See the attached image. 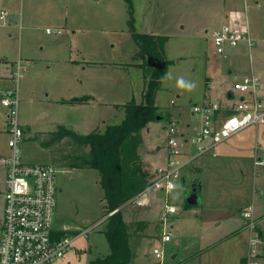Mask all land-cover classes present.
Instances as JSON below:
<instances>
[{"label":"rangeland","instance_id":"obj_1","mask_svg":"<svg viewBox=\"0 0 264 264\" xmlns=\"http://www.w3.org/2000/svg\"><path fill=\"white\" fill-rule=\"evenodd\" d=\"M131 4L135 30L163 35L164 55L170 62L168 75L155 95L161 118L146 125L148 131L146 127L140 130V142L124 159L123 194L129 192L126 182L128 186L132 183L126 178L145 179L143 185L137 181L135 188L139 189L120 206L133 254L126 264H184L183 258L198 252L199 259L187 264H241V255H252L255 264H264V122L248 126L245 143L230 154L220 155V145L214 156L194 157L179 170L169 192L148 186L154 172L149 174L143 166L149 152L146 147L167 145L172 121L179 132L188 124L191 127L198 119L191 114V106L222 105L235 79L252 71L259 79L258 93L264 101V0H131ZM0 11L5 12L0 19V58L19 62L16 73L20 77L11 76V80L18 89L17 119L20 124L28 122L19 145L24 162L54 165L50 150L34 140L35 131L53 130L62 124L54 121L65 117L80 118L79 133L103 131L108 124L122 120V104L141 100L145 73L136 63H141L143 56L128 30L125 0H0ZM225 12L246 23L250 50L242 52L244 43H240L227 49L225 56L212 52L209 31L219 26V15ZM212 67L230 73L215 78ZM4 81L2 84H9L6 78ZM91 91L108 105L90 104L74 111L60 110L57 107L64 106L53 102L55 97L83 96L81 93ZM237 98L235 94L234 102ZM4 113L6 108L0 104V155L8 153ZM191 145L189 156L195 152L194 143ZM163 151L168 153L167 147ZM55 166L59 171L53 224L75 228L77 234L54 264H87L109 251L103 232L106 221H100L107 214L98 172L88 167ZM4 175L0 163V188ZM194 184L199 188L197 203L185 205L186 193ZM137 194L144 201L141 205L131 200ZM165 204L174 206L175 212L164 214ZM247 207L253 216V232L242 216ZM2 214L0 195V219ZM84 229H88L86 234H79ZM164 231L169 239L163 242ZM255 232L258 239L251 242L249 237ZM211 245L210 252L204 253ZM153 248L162 252L160 258Z\"/></svg>","mask_w":264,"mask_h":264},{"label":"built area","instance_id":"obj_2","mask_svg":"<svg viewBox=\"0 0 264 264\" xmlns=\"http://www.w3.org/2000/svg\"><path fill=\"white\" fill-rule=\"evenodd\" d=\"M4 16L5 12L0 11V19ZM209 36L213 52L218 56H224L227 49L237 47L240 43H244L242 46L246 50H250L252 46L246 23L238 20L212 28ZM18 68L17 64L16 71ZM16 71L13 73L14 79L20 76ZM232 88L242 96L237 102L229 105L210 102L191 106V111L198 116L199 122L192 137L179 132L175 123L171 122L167 128L166 163L155 170L148 186L169 192L175 187L179 170L194 157L214 156L216 147L221 142L250 125L264 122V101L259 97L258 77L250 72L234 82ZM0 103L6 108L4 132L8 134L6 142L8 153L0 155V163L5 174L3 187L0 188L3 205L0 219V264H54L62 258L74 235L77 234L71 237L67 234L62 236L55 234L53 220L57 194L56 174L59 169L53 164L26 163L21 159L19 145L25 130L17 119L16 86L2 91ZM225 107L232 111L224 113ZM192 142L195 152L189 156L188 150ZM177 156L187 157L178 161L175 159ZM134 199L136 204H143L138 194L131 200ZM173 212L174 206L164 205V214ZM107 215L100 221H104ZM242 216L246 219L247 228L253 232L250 207L244 209ZM87 230L84 229L79 234L85 235ZM258 236L255 232V235H250L249 240L255 242ZM168 239L169 234L164 231L161 240L164 242ZM152 252L158 258L162 255L156 248H153ZM251 256H246L247 264H255Z\"/></svg>","mask_w":264,"mask_h":264},{"label":"trees","instance_id":"obj_3","mask_svg":"<svg viewBox=\"0 0 264 264\" xmlns=\"http://www.w3.org/2000/svg\"><path fill=\"white\" fill-rule=\"evenodd\" d=\"M125 1L128 5V30L143 56V61L136 63L145 73L141 100L136 102L130 99L122 104L124 111L122 120L117 124H108L103 131L93 129L87 133H78L62 123L57 124L53 130L35 131L32 135L41 147L50 150L54 165L88 167L98 172L99 184L104 193V214L110 213L105 219L106 227L103 231L109 251L102 257L89 260L87 264H126L128 258L133 256L127 243V230L120 206L139 189L135 188L137 181H142L143 185L145 179L126 178L132 183L128 186L126 182L129 192L123 194L124 159L132 147L140 142V130L155 120V115L158 114L155 95L160 89L161 80L168 75L167 66L170 62L164 55L165 37L153 32L136 31L131 0ZM89 98L88 95H83L61 101L79 103L86 102ZM231 111L230 108H223L224 113ZM76 233L75 230H55L56 236ZM127 245L129 251L127 249L126 252L124 248H127Z\"/></svg>","mask_w":264,"mask_h":264},{"label":"crops","instance_id":"obj_4","mask_svg":"<svg viewBox=\"0 0 264 264\" xmlns=\"http://www.w3.org/2000/svg\"><path fill=\"white\" fill-rule=\"evenodd\" d=\"M219 16H220L221 21H222V23L220 21L219 26L222 25V24L230 23L232 20L233 21L238 20L235 14H228L226 12L223 13V15L221 14ZM204 31L206 32L207 29H205ZM240 50L242 52H245L246 51V49L243 48V46H241V49ZM212 52H213V48H212ZM225 55H226V52H225ZM9 62L10 63H13L12 67H11V64ZM26 62L29 63L28 61H26ZM17 64L19 65V62L18 61L14 62V61L9 60L7 58H0V92L1 93L5 89L10 88V87H13L12 80H11V76H13L12 74L16 71ZM1 67H2V69H1ZM217 68L218 69L216 71H214V68L213 67L211 69L212 75H213V71L215 72L214 73V77L215 78H216V76H221L222 74L224 75L223 72L230 73V70L229 69H226L225 70V68H222V67H217ZM5 78L7 79V81H9V84H2V82H5L4 81ZM236 81H238V79H235L234 80V82H236ZM16 92H18V89H16ZM82 94L88 95L90 98L86 102H79V103H76V102H74V103L65 102L64 103L63 101H61V100H64V99H69L71 97H77V96H79V95H75V94H71L70 93V94H68V96H59V98L55 97L54 100H53V102L55 104H58L59 106H64V107H57L60 110H64V108L66 107V108H69V110H74V111L79 110L82 106H86V105H90V104L93 105V106L96 104L97 106H105V107L108 105V102H106V101L101 100L100 98H98V96H97V94L95 92L92 93V91H91V93H87L86 92V93H81V95ZM235 94L238 95V98H237L238 100L242 98V96L239 95V94H237V92L234 91L232 87L229 88V89H227L226 90V93H225L226 99H224V101H222V105H229L230 103H233L234 102L233 97H234ZM237 99H235V100H237ZM191 114L192 115H195V114L192 113V111H191ZM5 115L6 114L4 113V117H5ZM100 117H101L100 115L97 116L98 119H100ZM79 119L80 118H77L76 119L75 117H74V119L71 118V117L70 118L69 117H65V118H61V120L59 122L58 121H54V122H56V123H63L65 125H67L70 129L74 130L75 132H78L76 130V127L79 126L80 123H81ZM27 123L28 122L21 123L22 127L23 128H24V126L27 127V125H28ZM5 125H6V121L4 123V126H3L4 128L3 129H5ZM94 125H96V123L91 124L90 127L93 128ZM147 125H150V122ZM198 125H199V122H198V119H197L196 122L191 127L188 124L187 128L181 129L180 132L183 133L185 136H188L189 135V131L192 130V132H194L195 129L198 127ZM145 130L148 131L149 130L148 127H146ZM248 134H249V132L245 128V129H242V131H240L239 133H237V134H235V135L227 138L223 142H221L218 146H220V145H223V146H221V149H219L221 151L219 154L220 155L230 154L234 149L236 150L238 144L245 143V140H246ZM228 141H230V142L228 143ZM165 147L166 146H159V145L156 146V147H152V149H151V147H146L147 150L149 151V152L146 153V155L143 158V166L146 169V172H148L149 174H152V172H155V170L157 168L163 166L166 163V160H167V151L166 152L163 151ZM191 148H192V146L189 147L188 153H190L192 151ZM254 152H256V148H254L253 153ZM163 153H166V154L163 155ZM163 156H165V160H164ZM259 159L261 160V158H259ZM163 161H165V163ZM196 168H198V167L196 166ZM142 202L144 203L143 200H142ZM54 228H55V230H57V229L70 230V231L75 230V228L74 229H71V228H69V229H67V228L66 229H63V228H60L59 226H55V225H54ZM213 247H214V245H213ZM213 247H212V245L211 246H207L206 250H204V253H207L208 254ZM196 258L199 259V252L198 253L190 254L186 258H183L181 261L184 262V264H187L188 262H191V261H193ZM246 259L247 258L244 255H241V257H240L241 264H247ZM155 262H157V263L160 264V261H155ZM171 264H174V263H171Z\"/></svg>","mask_w":264,"mask_h":264},{"label":"water","instance_id":"obj_5","mask_svg":"<svg viewBox=\"0 0 264 264\" xmlns=\"http://www.w3.org/2000/svg\"><path fill=\"white\" fill-rule=\"evenodd\" d=\"M161 117L159 115H155V119H160ZM199 188L194 184V186L191 188V190L186 193V200L185 202L188 205H195L197 203V192Z\"/></svg>","mask_w":264,"mask_h":264},{"label":"clouds","instance_id":"obj_6","mask_svg":"<svg viewBox=\"0 0 264 264\" xmlns=\"http://www.w3.org/2000/svg\"><path fill=\"white\" fill-rule=\"evenodd\" d=\"M178 83H179L181 86H184V81H183V80L178 81Z\"/></svg>","mask_w":264,"mask_h":264}]
</instances>
